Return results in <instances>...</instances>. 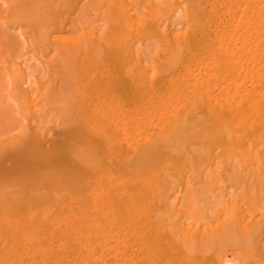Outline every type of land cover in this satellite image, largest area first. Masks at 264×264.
<instances>
[{"label": "bare ground", "instance_id": "6f19581e", "mask_svg": "<svg viewBox=\"0 0 264 264\" xmlns=\"http://www.w3.org/2000/svg\"><path fill=\"white\" fill-rule=\"evenodd\" d=\"M0 264H264V0H0Z\"/></svg>", "mask_w": 264, "mask_h": 264}]
</instances>
